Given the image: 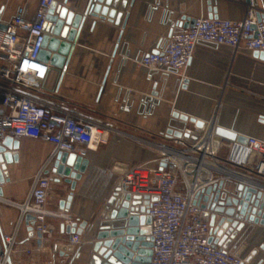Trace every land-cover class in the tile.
<instances>
[{
	"label": "crops",
	"instance_id": "crops-1",
	"mask_svg": "<svg viewBox=\"0 0 264 264\" xmlns=\"http://www.w3.org/2000/svg\"><path fill=\"white\" fill-rule=\"evenodd\" d=\"M63 1L56 0L59 4ZM251 1L264 8V0ZM38 2L0 0V25L10 23L19 7H24L25 17L32 19ZM130 2L120 25L88 17L65 71L50 64L46 94L84 115L107 122L113 129L108 142L97 149L79 147L78 153L85 152L91 163L73 191L64 178L56 181L59 177L50 172L53 180L45 208L53 234L44 238L30 230L28 214L20 222L19 204L27 199L39 169L46 163L52 169L54 145L41 139L19 140V147L14 150L19 161L8 165L10 181L2 185L4 194L0 196V240L17 232L10 252L12 264H88L101 226L121 227L125 222L111 218L112 211L107 209L123 169L160 164L157 150L144 140L164 141L163 135L173 121L182 124L174 112L237 137L264 140L261 53L200 44L190 64L180 73L150 69L140 63L144 54L164 47L173 29L188 28L193 19L201 17L242 20L249 1L135 0L132 6ZM87 3L88 0H69L68 7L81 13ZM218 157L233 167L255 162L246 143L237 139L231 147H223ZM70 193L73 198L67 210L61 202ZM124 196L121 192L120 202ZM83 222H87L83 245L72 252L63 250V246L70 245L72 226L79 228ZM246 227L228 248L241 250L243 258L257 250L250 264H264V226Z\"/></svg>",
	"mask_w": 264,
	"mask_h": 264
},
{
	"label": "built area",
	"instance_id": "built-area-1",
	"mask_svg": "<svg viewBox=\"0 0 264 264\" xmlns=\"http://www.w3.org/2000/svg\"><path fill=\"white\" fill-rule=\"evenodd\" d=\"M54 2L39 0L32 19L19 7L6 30H0V138L48 141L54 145L51 159L61 151L78 152L80 146L97 149L108 142L113 129L46 94L51 65L40 58V52ZM200 44L264 53V8L250 1L245 17L238 21L197 18L188 28L173 29L164 47L144 54L140 63L180 73ZM183 132L181 137L166 133L162 142L144 140L157 150L160 164L128 166L118 182L125 194L148 201L145 215L151 219V264H248L246 258L215 243L218 235L211 232L210 220L203 218L205 211L211 212L202 206L207 201L203 197L198 204L196 199L203 188L221 180H234L264 193V140L248 137L246 145L255 162L233 167L229 161L222 163L218 154L234 140L219 135L214 125L199 128L196 122L187 121ZM48 167L46 163L39 169L27 199L19 204L20 222L27 214L33 215V229L41 238L53 234L45 208L53 180ZM82 234L73 233L70 244L81 247ZM16 237L17 232L0 240V264H9Z\"/></svg>",
	"mask_w": 264,
	"mask_h": 264
},
{
	"label": "water",
	"instance_id": "water-1",
	"mask_svg": "<svg viewBox=\"0 0 264 264\" xmlns=\"http://www.w3.org/2000/svg\"><path fill=\"white\" fill-rule=\"evenodd\" d=\"M68 1L64 0L60 4L53 3L45 24L47 34L40 52L42 60L49 62L52 66L62 68L63 71L69 64L88 17L107 19L120 25L124 17V10L128 5V0H88L83 12L79 13L68 7ZM134 1L131 0L130 6ZM117 8H120V11ZM194 23L195 19L192 20V25ZM6 28L7 25H0V30H6ZM256 53L264 55L263 52L256 51ZM174 117L181 119L182 124H175L173 121L167 130L169 135L183 136L187 121L196 122L199 128L205 126L204 121L186 114L174 112ZM216 131L222 136L227 135L225 138L247 143L248 137H237L235 133L222 128H218ZM19 143V140H15L11 136L0 138V196L4 194L2 185L10 181L8 165L19 161L18 153L14 152L19 147ZM237 147L238 145H236ZM85 155V152L61 151L55 156L53 167L49 172L59 177L56 181L64 178V182L70 184L73 191L77 181L82 178L91 163V160ZM165 164L162 162L161 165L165 166ZM121 192L122 188L117 186L109 199L107 209L112 211L111 218L124 219L125 225L123 224L121 227L101 226L100 231L96 233L97 240L93 245V253L90 255L88 264H151L153 254L151 219L144 213L148 201L143 202L140 195L126 193L120 202ZM203 197L207 204L202 206L211 211H205L203 218L210 220L211 232L218 235L214 241L224 248L229 247L231 240L240 231L247 228V224L264 226V193L262 191L234 180H221L203 188L197 195L196 203H201ZM72 198L73 193H70L67 199L61 202V207L69 210ZM112 206H116L115 209ZM27 220L32 222L30 230L33 231L35 217L28 214ZM86 224L87 222H83L79 228L77 225H73L71 233L82 234ZM212 240L213 236L210 238V241ZM62 248L63 250L68 249L70 252L75 249L72 244ZM261 248L264 250V241ZM257 252L254 250L246 258L248 264ZM236 253L241 255L242 251L238 250ZM80 255L81 253L78 256ZM8 262L12 264L11 257Z\"/></svg>",
	"mask_w": 264,
	"mask_h": 264
}]
</instances>
